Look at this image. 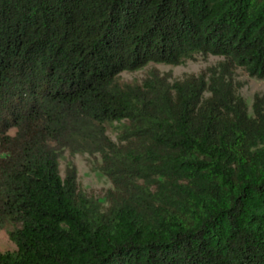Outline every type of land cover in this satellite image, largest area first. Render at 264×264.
<instances>
[{
	"label": "trees",
	"instance_id": "16d2710c",
	"mask_svg": "<svg viewBox=\"0 0 264 264\" xmlns=\"http://www.w3.org/2000/svg\"><path fill=\"white\" fill-rule=\"evenodd\" d=\"M194 55L264 77V0H0V264H264V93L117 81ZM64 150L127 196L96 211Z\"/></svg>",
	"mask_w": 264,
	"mask_h": 264
},
{
	"label": "rangeland",
	"instance_id": "374dc122",
	"mask_svg": "<svg viewBox=\"0 0 264 264\" xmlns=\"http://www.w3.org/2000/svg\"><path fill=\"white\" fill-rule=\"evenodd\" d=\"M221 77L231 88L243 97L251 112L253 95L264 93V77L250 76L242 67L235 66L226 59L215 55H194L191 59L171 65L162 63H148L132 70L122 71L117 81L128 85H141L145 81L153 80L162 85H171L174 82H184L190 78ZM105 135L116 144H120V132L116 124L105 125ZM74 169L76 184L79 193L94 202L96 211L106 212L113 203L120 202L127 195L119 192L112 180L102 170V160L98 153H72L64 150L58 161V170L61 178L67 171ZM13 229L10 223L0 228V252L15 250L14 244L8 239V231Z\"/></svg>",
	"mask_w": 264,
	"mask_h": 264
}]
</instances>
